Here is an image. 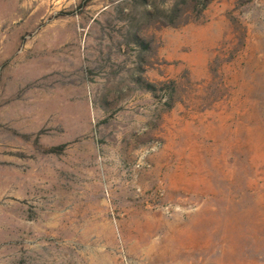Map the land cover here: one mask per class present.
Masks as SVG:
<instances>
[{
  "label": "rangeland",
  "instance_id": "rangeland-1",
  "mask_svg": "<svg viewBox=\"0 0 264 264\" xmlns=\"http://www.w3.org/2000/svg\"><path fill=\"white\" fill-rule=\"evenodd\" d=\"M0 264H264V0H0Z\"/></svg>",
  "mask_w": 264,
  "mask_h": 264
},
{
  "label": "trees",
  "instance_id": "trees-1",
  "mask_svg": "<svg viewBox=\"0 0 264 264\" xmlns=\"http://www.w3.org/2000/svg\"><path fill=\"white\" fill-rule=\"evenodd\" d=\"M170 10V12H171V16H170V18L169 19H167V20H165L167 23H175V22H178V18H176L177 17V15H175L174 13H173V11H172V9H169ZM179 10V9H178ZM173 15V16H172Z\"/></svg>",
  "mask_w": 264,
  "mask_h": 264
}]
</instances>
